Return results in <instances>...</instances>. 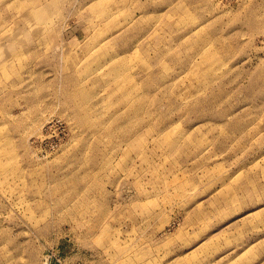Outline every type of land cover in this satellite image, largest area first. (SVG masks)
<instances>
[{"label": "rangeland", "instance_id": "374dc122", "mask_svg": "<svg viewBox=\"0 0 264 264\" xmlns=\"http://www.w3.org/2000/svg\"><path fill=\"white\" fill-rule=\"evenodd\" d=\"M0 264H264V0H0Z\"/></svg>", "mask_w": 264, "mask_h": 264}, {"label": "built area", "instance_id": "2783aa9c", "mask_svg": "<svg viewBox=\"0 0 264 264\" xmlns=\"http://www.w3.org/2000/svg\"><path fill=\"white\" fill-rule=\"evenodd\" d=\"M60 257H61V256H60V255H57V254H54V255H53V258H54L55 261H61V260H60Z\"/></svg>", "mask_w": 264, "mask_h": 264}]
</instances>
